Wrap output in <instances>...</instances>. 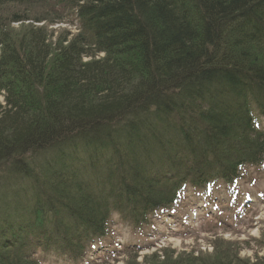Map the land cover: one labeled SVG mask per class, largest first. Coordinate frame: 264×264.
Masks as SVG:
<instances>
[{
	"label": "trees",
	"instance_id": "16d2710c",
	"mask_svg": "<svg viewBox=\"0 0 264 264\" xmlns=\"http://www.w3.org/2000/svg\"><path fill=\"white\" fill-rule=\"evenodd\" d=\"M8 4L51 6L78 32L50 44L40 27L18 39L0 26V188L24 198L0 210V264L83 263L121 223L145 238L196 203L188 187L235 189L264 166V0Z\"/></svg>",
	"mask_w": 264,
	"mask_h": 264
},
{
	"label": "rangeland",
	"instance_id": "374dc122",
	"mask_svg": "<svg viewBox=\"0 0 264 264\" xmlns=\"http://www.w3.org/2000/svg\"><path fill=\"white\" fill-rule=\"evenodd\" d=\"M17 17H25L30 22L16 23ZM42 19V23H35ZM0 26L11 38L18 39L31 27H40L47 32L50 44L71 39L78 32L75 25L45 5H4L0 10ZM4 105V95L0 94V106ZM63 152L59 146L49 149L32 162V170L39 172L54 165ZM22 180L17 183L19 188L26 184ZM8 184L0 189L13 190L15 196L6 202L7 191H0V210L4 205L1 211L11 213L24 198L17 200L12 189L15 184ZM216 191L219 203L202 201L198 206L185 203L173 219L153 223L155 231L146 238L134 231L130 220L123 222L122 228L102 241L107 252L89 253L94 248L91 246L82 256L83 261L88 264H179L181 261L182 264L190 259L196 260L194 264H207L215 261L212 255L217 250L229 252L246 264H264V167L250 169L238 188Z\"/></svg>",
	"mask_w": 264,
	"mask_h": 264
}]
</instances>
